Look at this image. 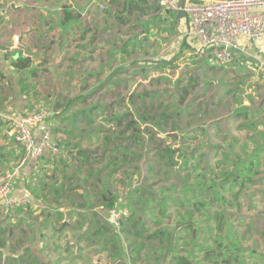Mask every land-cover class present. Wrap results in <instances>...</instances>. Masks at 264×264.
Returning a JSON list of instances; mask_svg holds the SVG:
<instances>
[{
    "label": "rangeland",
    "instance_id": "rangeland-1",
    "mask_svg": "<svg viewBox=\"0 0 264 264\" xmlns=\"http://www.w3.org/2000/svg\"><path fill=\"white\" fill-rule=\"evenodd\" d=\"M42 4L37 9L50 7ZM101 5L98 0L91 5L86 21L94 30L91 35L105 41L98 59L110 52V44H119V67L149 61L124 72L125 83L116 82L91 100L81 101L77 95L83 84H74L69 102L61 101L77 116L75 121L71 115L66 149L80 147L75 153L83 150L90 164H70L63 155L48 152L38 161L45 166L23 187L43 188L48 198L46 185L61 186L68 199L63 203L103 205L102 196L119 208L126 205L129 215L121 220L118 237L140 264H179V259L191 264H264V216L257 214L264 210V73L248 60L220 64L204 51L194 54L185 47L180 52L184 46H175L173 16L160 6L155 15L133 22L139 23L138 29L120 27L132 31L123 36ZM147 27L150 31L143 35ZM80 59L75 79L85 68ZM43 76L40 83H47L50 75ZM103 85L92 82V93ZM82 104L85 116L79 115ZM50 107L42 97L25 113H50ZM111 110L118 115L114 121ZM124 115L130 118L122 121ZM143 115L149 127L123 133L128 120L138 126ZM50 129L57 138L54 126ZM113 136L118 140L110 142ZM235 138L251 147L231 142ZM243 157L251 175L234 178ZM186 221L192 224L184 230Z\"/></svg>",
    "mask_w": 264,
    "mask_h": 264
},
{
    "label": "crops",
    "instance_id": "crops-1",
    "mask_svg": "<svg viewBox=\"0 0 264 264\" xmlns=\"http://www.w3.org/2000/svg\"><path fill=\"white\" fill-rule=\"evenodd\" d=\"M98 1L102 4L101 10L119 25V32L123 36L132 31H123L120 27L138 29L139 23L134 25V21L156 13L153 8L155 0ZM95 2L97 0H0V183L1 176L18 163L22 152L21 144L15 139L5 117L12 118L21 112L25 113L40 104L42 97L45 98L51 106L46 117L47 123L57 130V154L63 155L72 164L80 157L75 153L80 147L66 149L70 138L67 128L72 116L75 121L77 116L66 109V103L61 102H69L68 94L74 91L72 86L77 82L83 84L81 88L78 87L80 92L77 96L81 101L91 100L92 97H100L114 83H125V74L139 68L141 61H149L135 60L137 62L128 68L127 65L119 67V53H123L119 44H110V52L106 51L105 57L98 59L96 54L101 51V44L105 41L92 36L94 30L86 23L87 12ZM10 3L15 4V9L10 8ZM41 3H47L50 7L37 9ZM175 27V46H184L180 52L185 51L186 47L187 52L190 49L198 54L200 51L194 48L192 39L183 41L186 35L185 20L176 19ZM148 29L143 31V35L150 31ZM169 33L172 35L171 31ZM19 39L21 44L18 43ZM148 40L143 39L144 42ZM240 42L245 44L244 40ZM239 56V60L234 61L236 65L248 60L254 67H259L263 74L264 50L261 44L246 47ZM25 57H29V65L17 68V60ZM79 58L85 68L75 79ZM92 69L98 71L92 73ZM44 74L50 77L46 78L47 83H40ZM92 82L104 85L92 93ZM42 89H49L50 92L42 93ZM81 107L83 109L79 115L85 116L83 112H86V104ZM112 113L111 120L116 119L118 115L115 110ZM146 121L139 122V127H149ZM34 134L39 140L40 131L35 128ZM108 139H111L110 142L118 140L116 136ZM233 141L238 139H231ZM61 142L65 143V148ZM238 142L244 148L251 147L245 141ZM15 161L17 163L14 165ZM38 161H28L13 180L11 195L23 196L27 198V203L16 206L10 212L0 205V264H140V258L130 255L127 246L118 237V232H122L121 227L117 229L108 220L112 206H108L107 202L110 201L103 198V205L77 204L73 200L63 203L64 199H68L64 197V189L63 194L59 191L61 186L46 185L50 192L48 198L43 188H31L28 184L29 188L23 187L24 182L34 179L37 171L45 166ZM50 179L55 181L52 175ZM78 189L81 188L75 187L74 190ZM114 229H117V234L113 232Z\"/></svg>",
    "mask_w": 264,
    "mask_h": 264
},
{
    "label": "built area",
    "instance_id": "built-area-1",
    "mask_svg": "<svg viewBox=\"0 0 264 264\" xmlns=\"http://www.w3.org/2000/svg\"><path fill=\"white\" fill-rule=\"evenodd\" d=\"M160 8L174 15L180 10L178 0H158ZM188 15L187 38L194 41V48L206 52L220 64L239 60L246 47L261 44L264 50V0H187L183 7ZM244 40L245 44L240 41ZM240 65L244 62L240 61ZM263 73H264V69ZM47 111L19 113L8 120L22 152L18 163L1 176L0 205L6 211L27 203L23 196L11 195L14 178L28 161H38L48 152L57 154L55 136L47 123ZM40 131L36 139L34 129ZM129 215L126 205L109 209V222L117 229L121 220Z\"/></svg>",
    "mask_w": 264,
    "mask_h": 264
},
{
    "label": "trees",
    "instance_id": "trees-1",
    "mask_svg": "<svg viewBox=\"0 0 264 264\" xmlns=\"http://www.w3.org/2000/svg\"><path fill=\"white\" fill-rule=\"evenodd\" d=\"M153 8L155 9V10H159V4H158V2H157V0H155V3H154V6H153ZM171 12H166V14L167 15H169ZM171 15V14H170ZM173 15V20L170 22L171 23V25H173L174 26V24L176 23V19H175V15L174 14H172ZM167 30H168V28L167 27H165ZM183 44L184 45H186V43H184L183 42ZM29 63H30V59H29V57H25V58H20V59H18L17 60V62L15 63V66L17 67V68H19V69H21V68H25V67H27L28 65H29ZM183 92H184V94H185V92H186V89L184 88L183 89ZM161 116H165V115H161ZM247 115L245 114L244 115V117H246ZM130 118V117H128L127 115H124V116H122V121L125 119V118ZM166 117V116H165ZM141 119L143 120V121H146V119H147V115H143L142 117H141ZM118 123H119V120H118ZM133 124H136L135 123V121H133V120H128L127 121V123H126V126H125V129H123V133H124V130L126 131V130H133V131H139V129H140V127H139V125L137 126V125H133ZM149 129V128H148ZM148 129H145V130H148ZM128 139H131L132 140V142L134 141V137L133 136H130V137H128ZM136 142V141H135ZM174 150L172 149H168L167 150V152L168 153H171V152H173ZM78 154V156H80L82 159H80L81 161L80 162H78L79 164H90L89 162H88V159L90 158V156H87V155H84V151L83 150H79V152L77 153ZM80 157H78V158H80ZM75 158V157H74ZM78 158H76L75 160H77L78 161ZM171 158H169V160H170ZM100 160H97L96 162H99ZM242 161V160H241ZM240 161V162H241ZM96 162H94V163H96ZM170 163H172V161L170 162ZM252 163V162H251ZM240 165H241V167H243L244 166V161L242 162V163H240ZM248 168V165L246 164V169ZM238 169V168H237ZM98 180V179H97ZM56 191H58V190H56ZM60 192H61V194H63V190L60 188V190H59ZM62 196V195H61ZM93 197H95V195L93 196ZM101 197V200L103 201V197L102 196H100ZM79 198H81L82 199V196L81 195H79ZM110 202H107V205L108 206H113L114 204L112 203V201L111 200H109ZM188 223V224H187ZM186 224L187 225H185V227H184V230H187L188 229V227L192 224V223H189V222H187ZM134 228V227H133ZM121 231H123V230H121ZM127 232H129V231H127ZM139 234V232H136V236H139L138 235ZM158 234H159V231H158ZM161 235H162V233H161ZM180 261H179V264H191L189 261H183L182 259H179ZM225 262L226 263H228V262H230V261H228L227 259L225 260Z\"/></svg>",
    "mask_w": 264,
    "mask_h": 264
},
{
    "label": "water",
    "instance_id": "water-1",
    "mask_svg": "<svg viewBox=\"0 0 264 264\" xmlns=\"http://www.w3.org/2000/svg\"><path fill=\"white\" fill-rule=\"evenodd\" d=\"M186 1L187 0H178V6H179L180 10L175 14V19H178V20L184 19L185 20V25H186V33L185 34L186 35H185L184 41L187 39V33L189 32V29H190L189 22H188V15L185 11H183V7L185 6ZM9 6H10V8L15 9L14 3H10ZM18 8L19 7H17V9ZM18 43L21 44V39L18 40ZM257 214L264 216V210L257 211Z\"/></svg>",
    "mask_w": 264,
    "mask_h": 264
},
{
    "label": "flooded vegetation",
    "instance_id": "flooded-vegetation-1",
    "mask_svg": "<svg viewBox=\"0 0 264 264\" xmlns=\"http://www.w3.org/2000/svg\"><path fill=\"white\" fill-rule=\"evenodd\" d=\"M250 157V156H249ZM244 161V166L243 167H241V165H239L238 166V169L237 168H235V171H233V176H234V178H237V179H242V178H247L246 177V175L248 174V176L249 175H251V173H249L248 171H247V169H246V161H247V159H245V158H243V160L241 161V163ZM240 164V163H239ZM249 169H251V168H249ZM227 175H229V174H227ZM104 198V197H103ZM187 225V224H186ZM184 227H185V225H184ZM184 227H183V229H184Z\"/></svg>",
    "mask_w": 264,
    "mask_h": 264
}]
</instances>
